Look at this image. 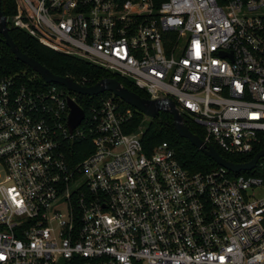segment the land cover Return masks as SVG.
<instances>
[{
    "label": "built area",
    "instance_id": "2783aa9c",
    "mask_svg": "<svg viewBox=\"0 0 264 264\" xmlns=\"http://www.w3.org/2000/svg\"><path fill=\"white\" fill-rule=\"evenodd\" d=\"M16 2L7 24L173 100L219 153L262 141L264 0ZM45 84L0 74V264H264V157L191 172L126 131L134 111L112 92ZM78 95L97 99L71 130Z\"/></svg>",
    "mask_w": 264,
    "mask_h": 264
},
{
    "label": "trees",
    "instance_id": "16d2710c",
    "mask_svg": "<svg viewBox=\"0 0 264 264\" xmlns=\"http://www.w3.org/2000/svg\"><path fill=\"white\" fill-rule=\"evenodd\" d=\"M3 14L11 19L16 13V0H1ZM10 34L15 43L29 56L37 59L55 74L60 76H71L76 81L86 86L96 84L100 80L108 77H116L128 89L139 93L148 98V94L136 87L134 82L127 78L110 72L104 67L79 58L77 56L59 52L52 47L40 42L25 30L13 26L9 20ZM1 37H3L1 35ZM0 74L16 75L23 81L34 82L46 86L44 80L28 65L15 58L9 46L4 40L0 39ZM109 94V92H104ZM77 103L86 112L91 102L97 98L87 95H78ZM124 106L131 107L134 111L133 116L126 125L127 132H142V143L147 152H150L157 144L167 141L175 149L176 157L180 164L191 172H208L219 165L208 155L196 148L189 140L182 138L174 127V118L168 111H161L156 118H147L145 114L138 111L133 106L121 101ZM191 130L201 137L203 129L195 124L189 123ZM264 148V135L257 149L247 155L231 156L220 152L227 159L233 162H246ZM93 149L91 136L85 135L83 138H76L68 143V154L73 160H79L90 153ZM247 172V171H242Z\"/></svg>",
    "mask_w": 264,
    "mask_h": 264
},
{
    "label": "water",
    "instance_id": "95a60500",
    "mask_svg": "<svg viewBox=\"0 0 264 264\" xmlns=\"http://www.w3.org/2000/svg\"><path fill=\"white\" fill-rule=\"evenodd\" d=\"M1 35L3 37H1ZM0 39L4 40L9 46L15 58L22 61L40 75L47 83H59L65 86L69 91L78 94L97 95L106 91L112 92L122 101L133 106L138 111L149 118H156L161 111H168L174 118V127L182 138L189 140L196 148L211 157L218 165L226 167L232 172L250 171L257 165L258 161L264 157V148L260 150L254 158L245 163L233 162L222 156L213 146L194 133L190 125L185 123L184 117L180 114L171 99H150L141 96L139 93L125 87L116 77H108L100 80L92 86H82L75 80L67 76H60L51 71L37 59L23 52L15 43L10 34V27L7 24L6 16L2 12L0 0ZM70 113L68 116V125L73 130L84 119L85 111L77 104L76 101L69 98Z\"/></svg>",
    "mask_w": 264,
    "mask_h": 264
}]
</instances>
